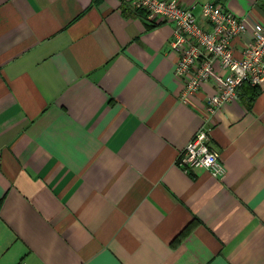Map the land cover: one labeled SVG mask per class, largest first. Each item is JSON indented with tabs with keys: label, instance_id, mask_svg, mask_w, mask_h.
<instances>
[{
	"label": "crops",
	"instance_id": "0c3cea01",
	"mask_svg": "<svg viewBox=\"0 0 264 264\" xmlns=\"http://www.w3.org/2000/svg\"><path fill=\"white\" fill-rule=\"evenodd\" d=\"M173 36L124 0H0V264H264V89L210 121L225 176L184 171L216 87L182 100Z\"/></svg>",
	"mask_w": 264,
	"mask_h": 264
},
{
	"label": "built area",
	"instance_id": "2783aa9c",
	"mask_svg": "<svg viewBox=\"0 0 264 264\" xmlns=\"http://www.w3.org/2000/svg\"><path fill=\"white\" fill-rule=\"evenodd\" d=\"M124 1L150 22L173 23L171 47L177 56L175 73L184 102H190V95L199 92L206 81L216 87L206 99L207 122L189 141L178 164L188 173L205 167L223 178L226 164L210 146V121L225 103L238 98L243 85L264 89V20L251 14L239 16L212 0L202 4L199 14L196 5L186 6L179 0Z\"/></svg>",
	"mask_w": 264,
	"mask_h": 264
},
{
	"label": "trees",
	"instance_id": "16d2710c",
	"mask_svg": "<svg viewBox=\"0 0 264 264\" xmlns=\"http://www.w3.org/2000/svg\"><path fill=\"white\" fill-rule=\"evenodd\" d=\"M248 84V83H247ZM246 85V84H245Z\"/></svg>",
	"mask_w": 264,
	"mask_h": 264
}]
</instances>
